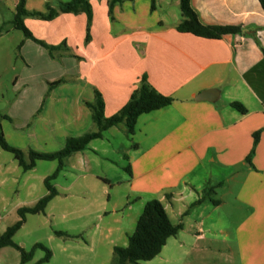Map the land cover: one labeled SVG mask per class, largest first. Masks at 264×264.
Masks as SVG:
<instances>
[{
    "label": "crops",
    "instance_id": "crops-1",
    "mask_svg": "<svg viewBox=\"0 0 264 264\" xmlns=\"http://www.w3.org/2000/svg\"><path fill=\"white\" fill-rule=\"evenodd\" d=\"M19 1L14 0V18ZM62 3L26 0L30 13L47 14L42 9L51 7L58 15L50 21L25 18L36 39L65 48L76 60L68 71L76 84L67 83L63 98L49 102L41 115L48 120L53 104L73 112L74 122L61 143L95 129L85 102L95 101L96 90L111 117L146 77L152 88L175 102L138 119L128 178L116 184L127 189L128 209L137 205L139 220L146 204L159 200L173 224H183V232L198 228L201 238L205 231L226 233L214 215L232 196L252 209L237 229L246 264H264V11L259 0H191L203 25L241 28L219 39L178 30L181 0H158L155 11L151 0H125L112 14L108 0H90L94 17L89 42L86 14H64ZM205 92H213V101L196 100ZM7 121L3 130L8 138L17 130ZM256 133L260 139L249 162ZM45 136L47 144L55 142L50 132Z\"/></svg>",
    "mask_w": 264,
    "mask_h": 264
},
{
    "label": "rangeland",
    "instance_id": "rangeland-1",
    "mask_svg": "<svg viewBox=\"0 0 264 264\" xmlns=\"http://www.w3.org/2000/svg\"><path fill=\"white\" fill-rule=\"evenodd\" d=\"M13 4L14 0L0 1V113L8 116L11 121L7 122L17 130L15 136L8 134L7 142L21 149L29 162L31 150L55 153L69 139L61 143L60 137L74 122L73 112L58 110L52 103L48 120L41 115L49 102L63 98L67 83L76 84L68 72L75 68L76 60L65 48L43 49L16 30ZM42 11L48 13V9ZM59 80L60 85L52 86ZM46 132L54 143H46ZM126 132L121 125L84 153L65 159L53 181L58 195L45 214L27 216L14 237L16 244L27 252L36 244L44 245L52 253L44 264H117L114 248L128 245L138 220V206L129 210L126 187L116 185L128 178L130 155L135 152ZM58 166L57 161H38L35 169L24 171L15 156L0 147V237L19 221V208L34 206L46 196L45 179ZM228 201L219 216L214 215L215 220L220 217L226 233L205 231L198 238L202 234L198 228L181 231L169 239L160 255L140 264H246L237 229L252 209L240 206L232 196ZM45 256L44 250L37 249L26 264H36ZM21 259L17 249L0 248V264H21Z\"/></svg>",
    "mask_w": 264,
    "mask_h": 264
},
{
    "label": "trees",
    "instance_id": "trees-1",
    "mask_svg": "<svg viewBox=\"0 0 264 264\" xmlns=\"http://www.w3.org/2000/svg\"><path fill=\"white\" fill-rule=\"evenodd\" d=\"M124 1L125 0H108L110 13L112 14L113 8L116 4ZM157 1L158 0H151L152 11L156 10ZM259 2L264 11V0H259ZM60 11L64 14H86L88 19L87 42H89L94 17L90 0H70L69 2L61 4ZM57 15L58 12L51 7L48 8L47 14L30 13L26 9V0H20L16 8L13 26L16 30L22 31L28 39H32L44 48L53 51L59 49V47L50 46L45 42L36 39L25 24V18L31 16L50 21ZM181 16L182 21L178 26V30L183 33H191L208 39H219L224 35L237 34L241 31V28L239 27H210L203 25L191 5V0H181ZM1 33L2 29L0 28V34ZM61 83L62 81L59 80L54 82L52 86H57ZM174 102L175 100L173 98L162 95L152 88L145 77L142 80L140 88L133 93L130 101L118 113L111 117H106L104 97L101 92L96 90L95 101L92 103L85 102V105L91 111L95 129L83 136L69 138L65 147L61 151L55 153H41L31 150L29 152V162L25 160V153L21 149L14 148L7 142L3 130V121L10 120V118L0 113V147L4 151L12 153L24 171L35 169L38 161H57L59 164L55 173L45 179V186L48 191L47 195L41 198L34 206L18 209L20 219L15 225L9 227L3 236L0 237V248L13 247L20 251L22 256L21 264L30 262L33 258L34 252L37 249H42L46 252V256L42 261L36 264H44L48 262L52 257V253L44 245L36 244L30 252H27L23 247L15 243L14 237L25 224L28 215L45 214L49 204L58 195V192L53 185V181L57 179L62 171L65 159L74 154L85 151L93 141L102 139L105 133L114 127L124 125L127 128L128 136L132 139L135 134L138 119L142 115L169 107ZM232 107L243 114L247 112V110L239 103H233ZM259 139L260 134L256 133L254 135V147L248 158L249 162L255 153V148L259 143ZM128 172H130V168L128 169ZM183 228V224H173L161 201L156 199L149 201L138 220L134 233L129 237L128 245L126 247L114 248L117 264H140L141 262L153 260L161 254L169 239L176 237ZM57 234L65 235L63 232H58Z\"/></svg>",
    "mask_w": 264,
    "mask_h": 264
},
{
    "label": "water",
    "instance_id": "water-1",
    "mask_svg": "<svg viewBox=\"0 0 264 264\" xmlns=\"http://www.w3.org/2000/svg\"><path fill=\"white\" fill-rule=\"evenodd\" d=\"M213 92H205L200 94L199 97L196 98L197 101H213V98H211L209 95Z\"/></svg>",
    "mask_w": 264,
    "mask_h": 264
}]
</instances>
